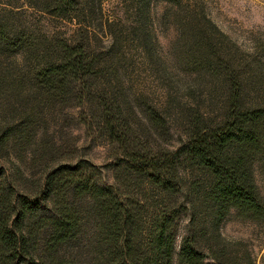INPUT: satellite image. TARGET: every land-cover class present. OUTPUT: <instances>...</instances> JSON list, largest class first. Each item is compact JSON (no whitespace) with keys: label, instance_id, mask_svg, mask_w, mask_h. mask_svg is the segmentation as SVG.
<instances>
[{"label":"trees","instance_id":"trees-1","mask_svg":"<svg viewBox=\"0 0 264 264\" xmlns=\"http://www.w3.org/2000/svg\"><path fill=\"white\" fill-rule=\"evenodd\" d=\"M17 1L0 0V158L12 148L19 161L43 166L29 192L2 179L26 178L19 165L0 166V264H254L219 226L231 212L264 223L254 176L264 105L246 99L200 0H162L183 43L172 70L146 29L149 0L130 3L139 27L124 40L150 65L157 102L124 86L115 18L104 22L110 43L95 47L101 38L86 24L93 0ZM36 15L76 26L48 36ZM56 106L79 109L110 147L111 184L77 147L65 151L38 132Z\"/></svg>","mask_w":264,"mask_h":264},{"label":"rangeland","instance_id":"rangeland-1","mask_svg":"<svg viewBox=\"0 0 264 264\" xmlns=\"http://www.w3.org/2000/svg\"><path fill=\"white\" fill-rule=\"evenodd\" d=\"M190 0H182L185 5ZM132 0H93V12H91L86 24L89 31L99 35V42L95 47L102 49L110 43L109 27H105V19L115 18L112 26L116 30V37L120 40L122 62L119 69H125L126 78L123 84L126 88L131 87L132 92L142 94L151 102H157L161 98L159 83L150 73V65L143 62L137 51V46L130 38H125L127 30L139 27L138 15H134ZM201 10L210 21L213 28V37L219 47L229 58L230 63L242 76L245 84L246 99L260 100L264 105V0H200ZM22 4L21 0L17 1ZM148 19H146V29L151 33L155 44V50L165 54L166 64L172 69L179 68L180 63L177 58L178 46L182 42L178 41L179 34L176 25L171 17L164 16L165 8L169 6L162 0H149ZM25 9L28 7L24 6ZM30 12V9L27 11ZM137 16V17H136ZM35 20L39 22L41 31L46 35H51L55 31L69 34L76 26L75 21L61 22L48 15H36ZM103 24V25H102ZM105 28V29H104ZM106 33V34H104ZM90 35V33L88 34ZM110 36V38H109ZM124 55V56H123ZM178 71L182 78L184 72ZM184 76L183 78H185ZM187 78V77H186ZM185 78V79H186ZM129 85V86H128ZM34 101V100H33ZM31 104V103H30ZM60 109L55 107L53 117H48V123L42 122L37 126L38 132L49 137L55 145L62 146L65 151L72 147H77L81 156L87 158L91 163L99 168L100 182L111 184L113 182V158L110 147L101 139H97L95 133L89 131L79 120V109ZM87 113V112H86ZM46 129L45 134V128ZM176 140V136H173ZM6 153V151H4ZM7 156L0 158V166H4L7 172H23L26 178H2L5 182L17 181L20 191L29 192L33 190L39 178L38 175L43 165H30L21 162L15 156L12 148L7 150ZM27 160V158L25 159ZM255 181L259 191L264 198V158L254 166ZM183 220L176 236L175 249H178L180 240L184 234ZM219 232L228 241L242 243L254 264H264V223L256 222L239 217L235 212L229 213L221 222ZM240 250V248H239ZM241 251V250H240ZM209 262V258H206Z\"/></svg>","mask_w":264,"mask_h":264}]
</instances>
